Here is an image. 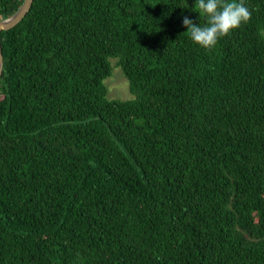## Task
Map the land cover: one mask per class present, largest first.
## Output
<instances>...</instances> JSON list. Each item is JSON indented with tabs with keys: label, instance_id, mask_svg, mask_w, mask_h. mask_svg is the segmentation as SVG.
Segmentation results:
<instances>
[{
	"label": "trees",
	"instance_id": "1",
	"mask_svg": "<svg viewBox=\"0 0 264 264\" xmlns=\"http://www.w3.org/2000/svg\"><path fill=\"white\" fill-rule=\"evenodd\" d=\"M195 2L33 0L0 30V264H264V0L212 49Z\"/></svg>",
	"mask_w": 264,
	"mask_h": 264
},
{
	"label": "clouds",
	"instance_id": "2",
	"mask_svg": "<svg viewBox=\"0 0 264 264\" xmlns=\"http://www.w3.org/2000/svg\"><path fill=\"white\" fill-rule=\"evenodd\" d=\"M195 7L205 16V25H197L185 16L183 26L191 40L205 49L214 48L220 39L251 19V11L244 0H196Z\"/></svg>",
	"mask_w": 264,
	"mask_h": 264
},
{
	"label": "rangeland",
	"instance_id": "3",
	"mask_svg": "<svg viewBox=\"0 0 264 264\" xmlns=\"http://www.w3.org/2000/svg\"><path fill=\"white\" fill-rule=\"evenodd\" d=\"M112 63V72L104 80L107 88V97L109 99H131L133 96L129 91V85L126 77L124 76L121 68L116 64L114 58L110 59Z\"/></svg>",
	"mask_w": 264,
	"mask_h": 264
},
{
	"label": "water",
	"instance_id": "4",
	"mask_svg": "<svg viewBox=\"0 0 264 264\" xmlns=\"http://www.w3.org/2000/svg\"><path fill=\"white\" fill-rule=\"evenodd\" d=\"M33 0H23L22 4L16 12L7 18L0 19V30H8L14 27L28 12L31 7ZM3 69V55L0 46V76Z\"/></svg>",
	"mask_w": 264,
	"mask_h": 264
}]
</instances>
